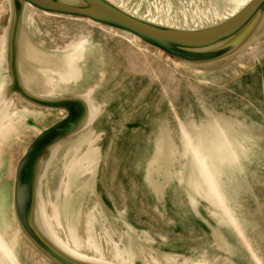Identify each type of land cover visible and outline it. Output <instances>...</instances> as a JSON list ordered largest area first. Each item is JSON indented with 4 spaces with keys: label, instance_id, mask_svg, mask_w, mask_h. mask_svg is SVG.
Listing matches in <instances>:
<instances>
[{
    "label": "water",
    "instance_id": "obj_1",
    "mask_svg": "<svg viewBox=\"0 0 264 264\" xmlns=\"http://www.w3.org/2000/svg\"><path fill=\"white\" fill-rule=\"evenodd\" d=\"M210 4L212 9L210 5L199 7L191 16L183 13L148 18L118 0H0V105L10 114L0 120V236L13 249L19 264H149L146 257L154 263L165 259L153 252H127L125 248L115 252L117 260L110 261L105 252H85L76 227L80 199L85 203L93 194L100 199L97 188L104 158L98 130L128 128L119 116L127 106L132 113L140 108L141 114L136 116L146 120L150 110L145 107L155 100V90L164 75L162 64L174 81L178 70L188 78L206 74L203 79H210V73L227 74L223 70L249 57V64L236 66L243 69L242 73L252 64V125L264 134V0H212ZM54 27L58 29L53 32ZM73 52L77 53L78 75L67 82L53 72H43L44 62L34 57L56 60ZM47 76L54 78L52 84L45 82ZM185 87L193 89L189 82ZM109 91L118 93L119 99L114 95L109 99ZM194 92L192 101L200 102L201 92ZM187 130L184 135L193 146ZM113 143V138L107 142L105 158ZM196 153L203 179L224 205L217 174L208 158L199 150ZM135 161L131 153L125 157L121 154L115 162L111 158L104 161V207L98 200V205L81 212L87 221L89 244L94 239L91 232L96 219L102 218L101 209L105 214L110 212L106 224L113 227L111 219L115 218L121 226H129L128 205L138 201ZM61 162L64 176L53 202L49 177H53L52 167ZM204 163L213 172L211 178ZM140 176H144L143 169ZM92 183L93 188L87 190ZM43 188L49 196L48 207H53L51 214L40 199ZM56 207L60 223L54 214ZM9 215L14 227L3 228ZM232 218L233 226L245 238L241 220L234 215ZM53 223L66 231V239ZM68 224L79 235L87 258L72 254L60 241L68 243L71 237ZM120 233L121 244L126 245L129 232ZM114 239L109 237L110 242ZM95 244L92 247L99 249ZM245 245L248 256L258 259L259 253L248 239ZM213 253L216 264L226 259L235 264L233 252ZM4 257L0 251V264H11ZM176 259L173 255L165 260L171 263ZM244 260L245 256L238 264Z\"/></svg>",
    "mask_w": 264,
    "mask_h": 264
},
{
    "label": "rangeland",
    "instance_id": "obj_2",
    "mask_svg": "<svg viewBox=\"0 0 264 264\" xmlns=\"http://www.w3.org/2000/svg\"><path fill=\"white\" fill-rule=\"evenodd\" d=\"M118 1L148 18H152V15L162 17L165 14L183 13L191 16L197 13L199 7L210 5L209 8H213L210 4L212 0ZM53 29L54 32L58 28ZM244 58L223 70L227 74L217 76L210 73V79H203L208 76L206 74L188 78L178 70L174 81L162 64L161 72L164 75L158 83L160 88L155 90V100H150L148 108L145 107L146 111L150 110L145 115L146 120L142 121L136 116L141 114L139 107V112L135 110L132 113L128 108L130 106H127L124 108L127 111L119 113V116L128 128L98 130L103 142L104 161L111 158L115 162L121 154L125 157L130 153L137 158L135 168L139 172V181L135 192L138 201L135 199L132 205H128V227L121 226L119 220L117 224L115 218L111 219L113 227L106 224L107 216L110 221L111 215L110 212H106V215L101 209L102 218L96 219L94 231L91 232L94 238L91 244H98L99 249L95 250L88 243L87 221L81 212L83 208L88 210L98 205V200L104 207L102 160L97 188L100 199L95 194L85 203L84 199H80L81 211L79 207L76 210V227L82 236L85 252H105V257L110 261L117 260L115 252H124L125 248L127 252H153L165 259H172L173 255L177 258L171 263L159 258V262L154 263L146 257L145 262L149 264H216V254L213 252H233L235 264L243 256L245 260L242 264H264V134L252 125V64L242 73L240 70L243 69L236 66L239 63L249 64L251 59ZM187 82L193 89L185 87ZM196 90L203 96L200 102L192 101ZM122 92L126 94L124 90ZM112 95L115 100L119 99L118 93L109 91L108 98L111 99ZM186 99L188 103H185ZM124 101H128L127 98ZM119 108L122 109V105ZM185 130L192 135L193 146L187 143ZM112 138V151L105 158V147ZM107 148L110 149L109 146ZM197 150L208 158L217 174L224 205L213 195L201 175ZM18 156L19 152L16 153ZM61 163L58 167L53 164V177H49L53 202L57 201L56 191L64 176V162ZM142 169L143 182L140 176ZM129 170L135 175L132 166ZM91 188L93 183L86 187L87 190ZM41 197L47 205V189L40 190ZM52 211L53 207L49 205L48 212L51 214ZM233 215L241 220L245 238L233 226ZM11 218V215L5 217L3 228L14 227ZM53 224L66 239V231ZM121 230L129 232L124 240L127 246L121 244ZM109 237L115 238L114 242H110ZM246 239L259 253L258 259L248 256ZM124 263L133 264L132 261ZM223 264L233 263L226 259Z\"/></svg>",
    "mask_w": 264,
    "mask_h": 264
},
{
    "label": "bare ground",
    "instance_id": "obj_3",
    "mask_svg": "<svg viewBox=\"0 0 264 264\" xmlns=\"http://www.w3.org/2000/svg\"><path fill=\"white\" fill-rule=\"evenodd\" d=\"M245 1L247 0H243V2ZM166 22L169 24H174V23H170L169 21H166ZM30 56L33 57L32 52L30 53ZM34 57L35 58L38 57L39 60H42L44 62L43 69H42L43 72L44 71L48 73L53 72L57 74L59 76V79L63 82L70 81L76 78L78 75L77 53L76 52L71 53V55L69 54V55L63 56L62 58H57L56 60H52L48 58L46 59L45 57L40 56V55H37V56L34 55ZM46 78H48L45 81L46 83L52 84L54 82V78L48 77V76ZM1 106L2 105H0V120L4 119L6 116H10V114L7 115V111H9V109L8 108L5 109L4 107L2 109ZM204 167H205L207 175L211 178L213 174L212 170L209 169V167L206 164L204 165ZM66 209H68L67 206H66ZM54 214L57 220L59 221L60 211L58 207H56ZM68 226H69V230L71 234L69 241H67L68 243L64 242L62 239H60V241L63 243L64 246L68 248V250L72 254L79 256L81 258H87L88 256L84 254L81 250L82 244H81V241L79 240V235L78 234L76 235L72 227H70V224H68ZM94 247H97L96 244L94 245ZM0 251L4 254L5 256L4 258L6 262H10L11 264H19L17 255L15 254L13 249L5 243V241L3 240L1 236H0Z\"/></svg>",
    "mask_w": 264,
    "mask_h": 264
}]
</instances>
